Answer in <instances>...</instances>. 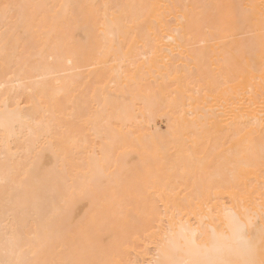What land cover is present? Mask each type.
<instances>
[{"label":"bare ground","instance_id":"1","mask_svg":"<svg viewBox=\"0 0 264 264\" xmlns=\"http://www.w3.org/2000/svg\"><path fill=\"white\" fill-rule=\"evenodd\" d=\"M4 4L0 245L9 226L48 264H164L223 204L259 223L262 0Z\"/></svg>","mask_w":264,"mask_h":264},{"label":"snow or ice","instance_id":"2","mask_svg":"<svg viewBox=\"0 0 264 264\" xmlns=\"http://www.w3.org/2000/svg\"><path fill=\"white\" fill-rule=\"evenodd\" d=\"M14 7L4 4L0 12L7 17ZM174 31L179 35V29ZM168 39L173 41L171 36ZM261 161L264 163V149L261 150ZM210 179L220 182L224 177L216 176ZM221 208V225H210L206 230H201L199 226L193 228L187 225V222H182L181 231L191 259H171L164 264H264V212L258 223L257 218L247 209L241 211L235 204H223ZM171 228L172 225L168 224V233H171ZM19 241L17 228L5 226L0 245L3 254L0 264H48L46 261L35 259L37 252L33 251L31 246L21 247ZM154 264L161 262L157 260Z\"/></svg>","mask_w":264,"mask_h":264},{"label":"rangeland","instance_id":"3","mask_svg":"<svg viewBox=\"0 0 264 264\" xmlns=\"http://www.w3.org/2000/svg\"><path fill=\"white\" fill-rule=\"evenodd\" d=\"M158 121H159L160 126H161L162 128H164V127H165V122H164V120H162L161 118H159Z\"/></svg>","mask_w":264,"mask_h":264}]
</instances>
